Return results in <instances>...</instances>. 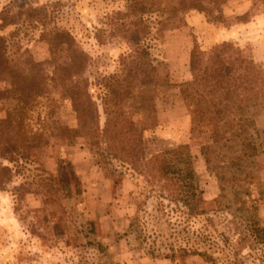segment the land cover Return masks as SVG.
<instances>
[{"label": "rangeland", "instance_id": "374dc122", "mask_svg": "<svg viewBox=\"0 0 264 264\" xmlns=\"http://www.w3.org/2000/svg\"><path fill=\"white\" fill-rule=\"evenodd\" d=\"M177 1L0 0V34L6 40L12 64L27 70L33 78L44 77V88L58 106L55 117L47 122V142L37 152L36 163L25 165L15 153H0V166L12 170V174L0 172V264H264V249L253 242L247 230L242 228L238 236L234 226L228 224L233 221L236 194L243 190L242 183L230 185L232 188L224 193L202 153L203 147L223 146L230 138L234 147L242 136L260 143L259 155L247 161L257 175L259 189L255 188L253 195L261 198L264 82L256 90L262 101L237 115L246 119L239 134L235 130L229 133L233 118L217 127L223 139L219 144L214 142L212 129L198 125V102L183 93L192 78L190 58L195 45L209 51L215 45L231 43L243 58L264 72V0H199L207 13L192 10L174 16L170 9L177 6ZM153 2L159 8L155 13L150 10ZM57 31L71 34L89 57L81 80L89 81L98 105L99 131L105 125L99 81L116 72L125 53L150 49L164 81L152 87H134L124 107L125 115L144 130L148 157L181 146L188 148L205 206L219 210L208 211L209 216L234 242V251L230 247L226 250L229 261L209 262L180 254L151 257L144 254L135 235H127L131 218L138 216L148 224L154 211L161 216L171 207L143 176L127 164L108 159L104 145L93 147L88 137L72 141L56 138L62 127L78 128L71 100L63 94L66 85L56 81L59 66L69 64L71 55L68 46L62 49L52 44ZM67 84L70 86V81ZM0 92L5 95L0 100V119H4L16 105L10 97L11 81H0ZM33 117L36 124L37 112ZM235 134L238 136L232 139ZM215 155L212 160L218 162L220 154ZM40 166L53 177L58 190L45 188V176L37 169ZM176 211L173 215L168 212L164 220L167 224L173 218L170 228L164 225V231L171 235V247L192 249L199 241L212 244L201 238L206 230H201L203 222L197 219L196 224H188L181 219L176 223L181 218ZM260 217L264 225V200L260 202ZM212 228L209 230L214 231ZM217 240L224 246V238Z\"/></svg>", "mask_w": 264, "mask_h": 264}, {"label": "trees", "instance_id": "16d2710c", "mask_svg": "<svg viewBox=\"0 0 264 264\" xmlns=\"http://www.w3.org/2000/svg\"><path fill=\"white\" fill-rule=\"evenodd\" d=\"M150 10L153 13L159 11L156 2L152 3ZM192 10L207 13V9L199 0H179L170 12L176 16ZM52 44L62 49L68 46L67 49L71 52L69 64L59 66L56 81L60 80L66 85L63 94L71 100L78 120V128L62 127L56 138L72 141L79 137H88L91 146L104 145L103 153L108 159L113 158L119 163L127 164L132 171L145 178L152 190L158 191L162 200H168L171 207L169 215H173L177 210L181 217L175 220L176 223L181 219L188 224H196L197 219L203 222L201 230H206L201 238H206V241L212 244L206 242L203 245L199 241L193 250L179 246L171 247V235L164 231V225L170 228L173 219L169 218V222L165 224L168 212H163L160 216L158 211H154L148 224H144L143 219L140 220L138 216L131 218V231L127 235H135L136 241L144 248V254L151 257L170 258L180 254L182 257L198 256L209 262L229 261V252L226 250L230 247L233 252L234 242L222 233L214 218L209 216L211 211L219 210L215 207L208 210L209 207L205 206L204 193L197 186L188 148L181 146L148 157L144 149V130L125 115L124 107L134 87H152L164 81L160 78V64L152 57L150 49L125 53L116 72L103 76L99 81L102 90L100 99L105 114L104 128L99 131L96 123L98 105L90 93L89 81L81 80L88 65V55L67 32L57 31ZM8 51L6 40L0 34V81H11L13 94L10 97L16 102L15 108L4 119H0V153H15L23 164H34L37 162L34 160L37 152L41 151L47 142V122L55 117L58 106L44 88L45 78H33L27 70L17 68L12 64ZM240 53L241 51L231 43L215 45L209 51L195 45L191 53L192 78L185 84L183 93L187 98H194L198 102L201 116L198 125L204 130L214 131L215 144L223 142L217 132L221 123L233 118L229 133L236 131L239 134L242 122L246 119L237 115L245 113L248 108L258 105L263 99L256 90L264 82V72ZM69 81L70 86L67 84ZM4 98L5 95L0 92V100ZM36 112L38 118L35 124L33 115ZM237 136L233 135L232 139ZM227 140L223 146L203 147L202 153L208 168L213 170L221 181L224 193L232 188L230 185L242 183L243 190L236 194L233 221L228 224L234 226L238 236L242 228L247 230L253 242L264 249V225L260 217V202L264 200V193L259 192L261 198L254 197V189H259L256 183L257 175L250 169L247 161L259 155L260 143L253 141L252 137L247 139L242 136L234 142L238 147H234L229 143L231 138ZM227 149L231 151L228 152ZM223 152L225 153L221 154ZM215 154H220L217 156L218 162L212 160ZM37 169L40 170L41 176H45V185H42L51 191L58 190L53 177L43 166ZM5 171L12 174L10 168L1 165L0 172ZM1 182L0 179V184ZM210 228L215 229L216 234H213L214 231L209 230ZM219 237L224 238V246L218 242Z\"/></svg>", "mask_w": 264, "mask_h": 264}]
</instances>
